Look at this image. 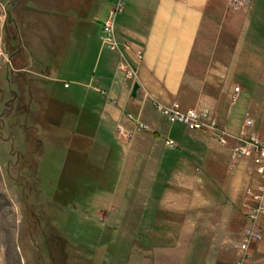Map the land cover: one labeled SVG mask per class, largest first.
Returning <instances> with one entry per match:
<instances>
[{"label": "crops", "instance_id": "crops-1", "mask_svg": "<svg viewBox=\"0 0 264 264\" xmlns=\"http://www.w3.org/2000/svg\"><path fill=\"white\" fill-rule=\"evenodd\" d=\"M119 1L115 24L120 47L108 51L97 36L101 22ZM245 1L239 9L229 0L26 1L20 24L29 41L42 45L38 59L42 65L35 67L36 54L21 52L15 63L17 86L26 82L35 93L32 98L46 101L44 116L57 117L67 146L99 154L95 157L102 169L113 165L112 154L120 147L121 163L111 168L113 180H120L118 184L123 180L124 192L118 196L116 187L112 203L106 204L113 225L170 233L176 249L184 242L193 246L199 209L209 217L212 199L222 200L224 194L242 205L243 214L248 201L243 186H264V180L243 163L234 171L228 169V147L206 133L168 123L152 106L177 102L184 110L207 109L230 134H237L249 113L252 130L264 144V0ZM136 50L142 53L141 60L136 59ZM121 58L135 73L134 98L131 82L118 70ZM36 79L52 85L38 87ZM126 113L148 131L132 133ZM116 126L132 133L130 138H122ZM166 139L175 146L166 147ZM195 180L202 181L201 192L196 191ZM132 185L138 186L137 193H130ZM98 214L103 219L106 215ZM260 228L263 237L250 246L248 264H264V216ZM172 263L189 260L177 258Z\"/></svg>", "mask_w": 264, "mask_h": 264}, {"label": "rangeland", "instance_id": "rangeland-1", "mask_svg": "<svg viewBox=\"0 0 264 264\" xmlns=\"http://www.w3.org/2000/svg\"><path fill=\"white\" fill-rule=\"evenodd\" d=\"M26 1L0 0V264H173L177 258L188 264H231L233 242L246 221L242 205L224 194L222 200L212 199L209 217L201 209L196 213L199 232L193 246L184 242L176 249L170 233H145L133 225L111 223L114 217L106 212V204L112 203L116 187L118 196L124 192L123 180H113L111 168L121 163L120 147L112 154L113 165L102 169L97 165L99 154L67 146L57 117L44 116L46 101L32 98L35 93L26 82L17 86L15 63L21 52L36 54L35 67L42 65V45L29 41L20 24ZM36 84L44 89L52 85L40 79ZM57 92L61 93L59 87ZM240 163L264 180L249 163L231 162L228 153V169L234 171ZM195 172L199 178L197 168ZM200 181L195 180L201 192ZM252 186H243L244 197L246 189H259ZM137 192L138 186L132 185L130 193ZM98 211L106 213L104 219Z\"/></svg>", "mask_w": 264, "mask_h": 264}, {"label": "built area", "instance_id": "built-area-1", "mask_svg": "<svg viewBox=\"0 0 264 264\" xmlns=\"http://www.w3.org/2000/svg\"><path fill=\"white\" fill-rule=\"evenodd\" d=\"M229 3L237 9L245 2L244 0H229ZM120 10L121 4L117 2L101 24L98 36L99 44L108 51H116L120 47L115 33V17ZM123 47L129 49L127 45H123ZM134 55L137 60H141L142 53L140 51L136 50ZM118 70L126 80L131 82V87L134 83H137L135 73L125 59L121 58ZM234 92H238V87L234 88ZM152 106L157 114L168 123L181 125L189 131L206 133L217 144L229 148L231 162L245 161L251 165L258 176L264 177V144L252 130L253 120L249 114H245L237 134H230L220 126L216 118L207 109L184 110L177 102L169 105L153 102ZM125 117L133 126L132 133L147 131V126L136 120L131 114L126 113ZM116 132L125 140H128L132 134L119 126H116ZM165 146L173 148L175 143L171 139H166ZM246 197L248 201L243 207L246 225L238 239L233 242L235 258L231 264H248L250 246L260 242L263 237L260 218L264 216V187L259 188L257 191L250 188L246 189Z\"/></svg>", "mask_w": 264, "mask_h": 264}, {"label": "water", "instance_id": "water-1", "mask_svg": "<svg viewBox=\"0 0 264 264\" xmlns=\"http://www.w3.org/2000/svg\"><path fill=\"white\" fill-rule=\"evenodd\" d=\"M138 89V84L137 83H134L131 87V90H130V97L134 98L135 97V94H136V91Z\"/></svg>", "mask_w": 264, "mask_h": 264}]
</instances>
